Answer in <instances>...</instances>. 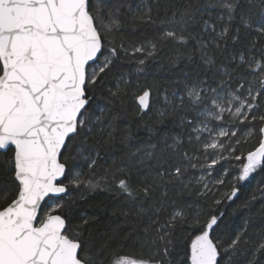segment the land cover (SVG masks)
Returning <instances> with one entry per match:
<instances>
[{
  "label": "snow or ice",
  "instance_id": "6c2138e0",
  "mask_svg": "<svg viewBox=\"0 0 264 264\" xmlns=\"http://www.w3.org/2000/svg\"><path fill=\"white\" fill-rule=\"evenodd\" d=\"M163 7L161 16V0H0V264H171L178 225L193 233L188 264H233L246 234L227 242L214 234L223 215L214 205L222 201L181 206L179 200L215 197L228 174H215L224 152L240 162L237 182L264 172V138L246 155L233 147L241 144L239 125L264 137V0H164ZM126 25L134 26L130 39ZM149 26L151 38L141 32ZM197 52L198 67L184 65ZM160 62L181 78L168 86L158 79L141 84ZM134 88L140 117L164 90L155 115L191 129L187 144L180 132L166 134L150 151L137 149L105 176L86 180L76 161L91 171L104 159L89 140L114 141L118 113L107 119L111 105ZM130 137L129 130L121 143ZM101 185L123 198L125 221L147 218L143 232L151 239L141 242L147 257L105 256L106 246L97 250L85 236L87 218L72 224L69 188ZM229 186L221 195L233 200L239 189ZM138 235L132 229L125 239ZM256 252L264 255V243ZM256 252L249 264H258Z\"/></svg>",
  "mask_w": 264,
  "mask_h": 264
},
{
  "label": "trees",
  "instance_id": "16d2710c",
  "mask_svg": "<svg viewBox=\"0 0 264 264\" xmlns=\"http://www.w3.org/2000/svg\"><path fill=\"white\" fill-rule=\"evenodd\" d=\"M163 4L164 0H161V16H163L164 11ZM234 26H238V21L234 22ZM133 27L125 26L124 37L131 38ZM141 32L149 38L155 35L154 29L151 26L142 27ZM120 38V36L117 37L118 40ZM135 38L139 40L141 33L137 32ZM250 39L256 40L259 38L253 34ZM261 43H264V40ZM189 48H191V45H189ZM185 51L187 52L188 49H185ZM192 55L193 61L191 63L184 61V65L196 69L200 63L199 53H193ZM217 58L223 59L219 53H217ZM184 65H181V67H184ZM180 78V73L177 70L171 68L167 62H160L149 66V70L145 74V78L141 80V84L145 82V79L148 83H151L154 79H158L161 84L168 86ZM108 86L111 87L112 85ZM136 91L138 89L134 88L130 90L126 96H123L119 101L113 102L111 105V112L107 119H111L113 115L118 113L116 120L117 131L114 141L109 145H105L102 143L98 144L96 140H89L90 147L99 148L102 155H104V159L100 160L91 171L86 166V180L93 179L95 181L105 176L106 170L112 168L114 162L117 165L126 163L131 158L129 154L136 152L137 149L150 151V145L161 144L166 134L175 135L180 132L182 133V139L187 144V133L191 132V129L179 128L177 122L172 119L161 123L155 115V109L164 106L163 96L166 94L164 90L162 89L159 94H154L150 101L152 110L143 117L136 115V101L133 96V92ZM171 91L172 88L168 87V92ZM191 118L192 116L190 115L189 119ZM253 129L254 134L249 143L233 144V147H240L244 155L249 150H254L255 147H258V140L262 138L258 133V129L256 127H253ZM129 130L131 137L125 143H121L125 137L129 136ZM221 140H224L225 144L231 143V140H226L225 138ZM237 154L240 153L238 152ZM139 155L140 153H137V156ZM223 156L225 159L220 160V164L216 166V171L225 167L229 170L225 177V184L216 186L215 197L205 200L193 193L191 199H188L186 196L184 199L179 200V204L183 206L185 203L193 204L199 200V204L204 205L206 203L212 204L213 199H220L222 202L219 205H214V209L217 210V214L223 213V215L220 227L216 229L214 234H218L221 239L227 242L230 237H234L237 233H245L244 239L246 243H241L238 247L233 256V264H249L253 253L256 252L261 243H264V183L261 182L262 178H264V172L257 171L247 180L237 182L235 177L239 174L240 162L231 159L228 152H224ZM76 163L77 165H82L84 162L77 160ZM2 178L3 174L0 173V179ZM108 178L111 179V176L109 175ZM136 179L135 176L132 177L133 182ZM229 182L239 189L237 197L233 200L223 198L221 195L222 193L231 191ZM106 187V185H101L96 189H87L83 186L78 189L69 188V192L73 195L72 224L79 225L82 223V218H87L88 224L84 226L85 236L93 241L97 250L102 245H105V256L114 252H120L122 254H142L147 257L148 245L147 243L141 244L142 241L147 242L151 239L150 236L146 237L143 232L147 218H145L144 223L132 221L131 217H129L128 221H125V218L121 215L122 210L125 209L123 198L114 191L105 190ZM172 195L174 193L170 192V196ZM166 215L165 213L161 216V222L166 218ZM132 229H135L139 235L133 237L131 240L125 239V234ZM192 235L191 229L187 226L184 228H181L179 225L177 226L171 237L172 246L168 257L171 264H177V261H180L181 264H188L185 253L189 251V237ZM256 256L258 264H264V255L256 252Z\"/></svg>",
  "mask_w": 264,
  "mask_h": 264
},
{
  "label": "rangeland",
  "instance_id": "374dc122",
  "mask_svg": "<svg viewBox=\"0 0 264 264\" xmlns=\"http://www.w3.org/2000/svg\"><path fill=\"white\" fill-rule=\"evenodd\" d=\"M215 123H219V121H216ZM241 125H239V129L241 130V131H239V133H238V135H239V137H240V140H241V144H246V143H249L250 142V140L252 139V137H253V134H254V129H253V127H251V126H249V127H245V126H241ZM208 127L209 128H211L212 127V124L210 123L209 125H208ZM226 127H228V125H226ZM192 135L193 136H195V135H197L196 133H192ZM201 135L202 136H204L205 138H207V136H208V133L207 132H204V133H201ZM213 135H215V133H213ZM223 137H221L220 139H222ZM232 142V141H231ZM246 154H247V152H246ZM221 160H223V159H221ZM85 163V162H84ZM82 164V165H78V167L80 168V170L82 171V173H83V175H84V178H85V175H86V166H87V164L85 163V164ZM218 164H220V160H219V163ZM217 164V165H218ZM224 169H226L227 170V172H228V168L227 167H225V168H220V169H218L217 171H216V173L215 174H219V175H223V170Z\"/></svg>",
  "mask_w": 264,
  "mask_h": 264
},
{
  "label": "water",
  "instance_id": "95a60500",
  "mask_svg": "<svg viewBox=\"0 0 264 264\" xmlns=\"http://www.w3.org/2000/svg\"><path fill=\"white\" fill-rule=\"evenodd\" d=\"M262 138H264V137H262Z\"/></svg>",
  "mask_w": 264,
  "mask_h": 264
}]
</instances>
